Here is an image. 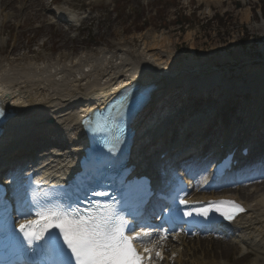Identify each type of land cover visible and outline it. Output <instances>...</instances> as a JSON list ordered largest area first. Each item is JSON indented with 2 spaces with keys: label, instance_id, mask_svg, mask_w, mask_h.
I'll use <instances>...</instances> for the list:
<instances>
[{
  "label": "bare ground",
  "instance_id": "1",
  "mask_svg": "<svg viewBox=\"0 0 264 264\" xmlns=\"http://www.w3.org/2000/svg\"><path fill=\"white\" fill-rule=\"evenodd\" d=\"M68 5L69 1L66 8L58 10L59 15L56 19L67 22L70 16L72 24L79 22L80 19ZM43 12L48 13L49 16L52 15L46 0H0L2 32L6 28H11L13 23H17L22 16L27 18L32 16L37 20ZM247 14L246 18H249ZM88 20H82V24ZM68 23L66 33L74 32L73 26L70 22ZM21 27L20 25L19 28ZM166 43L171 44L163 38L152 45L153 48H159V52H156L155 48L144 45L135 56L124 50L113 54L103 49L99 56L95 57L90 53L80 54L79 57L70 59L69 64H65L64 60L58 61L61 58L66 59V54L58 55L53 64L29 59L22 54L24 47L19 44L13 47L10 55L3 53L5 57L0 61V99L11 110L12 118L4 125V135L0 139V168L5 163L13 164L17 160L22 161L27 156H32L27 151L34 141L35 145H39L40 148L47 147V150L38 160L29 158L32 163L22 165L23 168L33 174L44 175V179L48 181L57 178L61 172H71L72 159L80 151L79 143L82 133L78 126L79 119L87 115L90 110L104 105L107 99L133 82L142 83L143 86H155L154 95H158L174 87L184 89L183 87H187L189 82L198 79L216 83L222 79L230 81L228 80L230 76L225 75L223 71L215 68L210 71L205 65L202 67L200 64L202 62L197 59L174 57L173 51L168 52ZM164 49L167 50L166 53L161 51ZM203 60L206 61V58ZM19 61H26V64ZM248 74L249 78H243L242 82L236 80V83L239 85L251 83L249 89L242 91L241 97L248 99L247 102H254V112L257 114L252 113L255 117L251 122L234 125L233 132L237 131L240 134H246L249 125L254 130H261L264 124L262 117H256L264 115V70L259 72L252 68L248 70ZM188 107L181 113L180 120L172 122L171 125L170 119L179 117L177 110L170 114H162L154 122L148 119L149 117L142 116L134 125L137 141L157 144L165 134L170 133V129L174 128L176 123L182 127L187 121L195 120L201 123L200 129L192 131L190 135L197 134V136L194 140L186 142L181 152L197 149L205 138L203 131L212 130L211 126H205L207 122L214 120L213 113H216V110L215 108L207 111L199 109V112L192 115L193 107ZM230 111L232 112V109ZM224 120L228 121V115L224 116ZM50 129H54L56 139L67 143V149L56 150L53 144H48L51 141V138H48L52 133ZM40 136L46 142L44 145L39 142ZM54 141L57 142V140ZM152 171V168H149L148 172ZM211 177L212 175L207 174L205 180L202 178L193 183L191 191L194 195L189 196V200L192 202L234 201L243 206L245 214L229 225L219 226L224 236L217 237L211 234L204 239L198 238L197 243L204 255L221 260L211 264H241L252 257L251 264H264V180H262L264 178L237 182L216 191L214 189L219 186V183L211 180ZM14 184L20 186L22 181L14 178L7 179L8 186ZM143 232L150 233L140 244L141 253L146 258L144 264H204L198 261L192 263L182 260L183 250H173L170 259L164 258L168 248L162 242L180 240L184 245L188 241L185 234H181L179 238L171 235L168 239L165 238L164 232L150 228H146ZM156 240L160 241L155 243ZM151 242L152 245L146 247ZM145 248L151 251L146 253ZM236 250L240 252V255L231 259L230 254ZM157 252L160 256L156 255ZM161 260L162 263H160Z\"/></svg>",
  "mask_w": 264,
  "mask_h": 264
},
{
  "label": "rangeland",
  "instance_id": "2",
  "mask_svg": "<svg viewBox=\"0 0 264 264\" xmlns=\"http://www.w3.org/2000/svg\"><path fill=\"white\" fill-rule=\"evenodd\" d=\"M46 1L51 11L66 7L69 1L68 6L80 18L76 24H70L74 32L66 33L67 23L56 22L55 13L50 17L43 12L37 20L22 16L4 32L0 21V61L5 57L3 53L10 55L16 44L24 47L22 54L29 59L53 64L58 55L66 54V59L58 61L69 64L80 54L99 56L103 49L113 54L124 50L135 56L144 45L153 48L155 42L166 38L171 43H166L168 52L173 51L174 57L197 59L202 67L223 71L233 82L249 78V69L264 70V24L255 13L258 3L264 0H57L55 6L50 4L52 0ZM218 13L225 14L224 27L216 23L214 15ZM247 35L251 39L242 42ZM234 106H225L220 115L235 119L230 111ZM209 234L187 236L184 245L180 240L162 242L168 248L162 259H170L173 250H183L182 260L186 262H221L206 257L197 243L198 238ZM174 235L179 238L181 232ZM230 255L235 259L240 252L236 250ZM252 259L241 264H251Z\"/></svg>",
  "mask_w": 264,
  "mask_h": 264
},
{
  "label": "snow or ice",
  "instance_id": "3",
  "mask_svg": "<svg viewBox=\"0 0 264 264\" xmlns=\"http://www.w3.org/2000/svg\"><path fill=\"white\" fill-rule=\"evenodd\" d=\"M129 192L135 193L131 185ZM92 194L105 196L107 192L94 190ZM213 211L231 221L243 209L234 201H218L195 214L207 218ZM28 215L35 218H25L19 232L28 245L44 241L40 245L43 264H144L146 259L136 245L150 233L136 232L111 205L96 203L81 209L41 202L33 197ZM150 251L144 249L146 253Z\"/></svg>",
  "mask_w": 264,
  "mask_h": 264
},
{
  "label": "trees",
  "instance_id": "4",
  "mask_svg": "<svg viewBox=\"0 0 264 264\" xmlns=\"http://www.w3.org/2000/svg\"><path fill=\"white\" fill-rule=\"evenodd\" d=\"M262 16H263V18H264V1H262ZM215 18H216V21H217L218 25H220V26H222V27L225 26V22H224L223 17H221V16H219V15H216ZM248 38H249V37L246 36V39H248Z\"/></svg>",
  "mask_w": 264,
  "mask_h": 264
}]
</instances>
